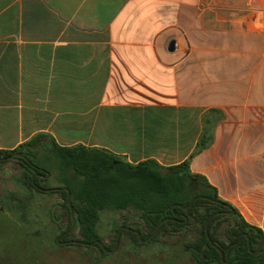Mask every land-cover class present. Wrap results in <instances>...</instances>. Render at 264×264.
Segmentation results:
<instances>
[{
  "label": "crops",
  "instance_id": "1",
  "mask_svg": "<svg viewBox=\"0 0 264 264\" xmlns=\"http://www.w3.org/2000/svg\"><path fill=\"white\" fill-rule=\"evenodd\" d=\"M251 1L0 0V150L45 134L132 164L189 160L264 230V0Z\"/></svg>",
  "mask_w": 264,
  "mask_h": 264
},
{
  "label": "trees",
  "instance_id": "2",
  "mask_svg": "<svg viewBox=\"0 0 264 264\" xmlns=\"http://www.w3.org/2000/svg\"><path fill=\"white\" fill-rule=\"evenodd\" d=\"M43 136L45 134H37L12 150L1 149L0 157L23 152V148L36 145ZM207 141L205 132L198 149L203 148ZM49 149L51 150L49 163L57 171L56 178L62 187L68 188V191H61L66 210L72 218L68 203V192H70L76 225L81 234L80 240L90 243L88 245L98 247L106 253L97 242L102 241L97 232L101 212L124 210L131 213L129 216L138 218L141 227H146L147 234L137 229L141 233V238L151 235L160 220L170 218L160 225L157 234L148 242L156 240L163 231H175L193 224L195 219L201 224L202 236L193 241L190 247L192 255L199 262L264 264V249L258 254L254 253L264 236V230L244 222L238 210L231 203L221 199L217 189L203 175L190 170L189 160L172 166H162L154 159L132 164L124 157L106 149L84 145L60 146L54 139ZM25 154L29 157L26 152ZM27 166L32 170L29 164ZM42 166L46 168L47 165L45 163ZM38 179L33 173L28 174L27 184L35 188ZM36 191L41 192L37 189ZM196 197L189 208L180 207L189 204ZM232 211L234 214L231 213ZM224 214L234 219L235 224L228 233L229 243L226 247H220L215 244L217 239L213 231V222ZM212 215L213 218L208 224V238L206 223ZM121 227L118 233L126 232L132 235L138 244H142L134 231L121 230ZM66 232L63 231L58 236V240ZM232 244L234 245L231 246ZM217 246L224 251L223 257ZM229 247V258H227L226 252Z\"/></svg>",
  "mask_w": 264,
  "mask_h": 264
},
{
  "label": "rangeland",
  "instance_id": "3",
  "mask_svg": "<svg viewBox=\"0 0 264 264\" xmlns=\"http://www.w3.org/2000/svg\"><path fill=\"white\" fill-rule=\"evenodd\" d=\"M262 2L251 1L249 7L260 6ZM51 142V138L43 136L36 145L22 150L45 174L50 173L37 181L43 190L27 184L28 174L33 170L26 164L15 158L0 162V264H219L199 262L192 255L190 244L202 236L201 224L195 219L193 224L163 231L156 240L142 244L132 235L122 233L114 252L104 253L93 245L59 242L58 236L63 231L68 233L60 237L61 241L80 240L81 234L77 225L68 231L72 218L66 210L62 189H53L62 185L56 178L55 167L49 163ZM45 163L48 171L42 166ZM130 214L124 210L101 212L97 232L108 249L115 246L120 226L141 229L147 234L146 227L140 226L141 221ZM234 224L227 214L213 222L215 244L226 247Z\"/></svg>",
  "mask_w": 264,
  "mask_h": 264
},
{
  "label": "water",
  "instance_id": "4",
  "mask_svg": "<svg viewBox=\"0 0 264 264\" xmlns=\"http://www.w3.org/2000/svg\"><path fill=\"white\" fill-rule=\"evenodd\" d=\"M15 154L20 155V156H22V157H27L26 155H23V154H20V153H15ZM35 166H36V165H35ZM49 175H50V173H46V176H45V177H49ZM53 189H54V190L62 189V190H67V191H68V188H67V187L53 188ZM201 197H205V196H201ZM196 199H197V197L194 198V200H193L192 202H190L189 204H187V205H180V207H182V208H184V209H187V208H189V207L193 204V202H194ZM68 203H69V206H70V211H71V216H72V226H71L70 229L68 230V231L70 232V231L76 226V224H77V220H76V218H75V214H74L73 205H72V203H71V193H70V192H68ZM175 206H176V204L173 206V208H175ZM231 213L234 214V211H232ZM212 218H213V215L209 218V220H208L207 223H206V234H207L208 238H209L208 224H209V222H210V220H211ZM168 219H170V218L166 217V218L160 220V221L157 223V225L155 226V229H154L153 233H152L151 235H149L147 238H141V233H140L139 230H137V229H133V228H130V227H127V226H122V227H121V230H124V229H125V230H131V231H134V232L138 235V237L140 238V241H141V242H147V241H149L151 238H153V237L157 234L160 225H161L163 222L167 221ZM120 235H121V232L118 233L117 240H116V244H115V246H114L112 249H108V248L104 245V243H103L102 241H100V240H98L97 242H98V244H100V245L102 246V248H103L105 251H107V252H114V251L117 249V246H118V243H119V239H120ZM73 241L75 242L76 240H73ZM79 242H81V243H83V244H90V243H85V242L80 241V240H79ZM263 242H264V236H263L262 239L260 240V243H259V245H258L257 250L254 251L255 254H258V253L260 252ZM236 243H238V242H236ZM249 247L251 248V244H249ZM217 248L220 250L221 257H223V256H224V251L221 250L218 246H217ZM229 249H230V247H229L228 250H227V258H229Z\"/></svg>",
  "mask_w": 264,
  "mask_h": 264
},
{
  "label": "flooded vegetation",
  "instance_id": "5",
  "mask_svg": "<svg viewBox=\"0 0 264 264\" xmlns=\"http://www.w3.org/2000/svg\"><path fill=\"white\" fill-rule=\"evenodd\" d=\"M15 153H20V154H23V155H26L25 153H23V152H14V153H12V154H10V155H2L1 157H0V162L1 161H5V160H11V159H13V158H15V159H18L20 162H22L23 164H29L30 166H31V168H32V170H33V174H34V177H38V178H40V177H43V176H46V174H45V170H43V169H40L39 167H37V166H35V164L30 160V158L27 156V157H22V156H20V155H17V154H15ZM33 182H34V179H33ZM35 188H37V189H40V190H43L40 186H38L37 184H35ZM68 232H66L63 236H65L66 234H67ZM73 240H76L75 242L73 241ZM81 241V240H80ZM59 242H61V243H79V244H83V243H81V242H79V240L78 239H68V240H63V241H61L60 239H59ZM84 245H88V244H84ZM105 245V244H104ZM234 244H232L231 246H233ZM230 246V247H231ZM102 247V246H101ZM228 250V249H227ZM230 250V249H229ZM226 254H227V252H226Z\"/></svg>",
  "mask_w": 264,
  "mask_h": 264
}]
</instances>
